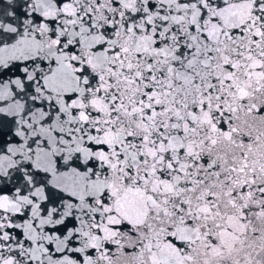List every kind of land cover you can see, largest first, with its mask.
Instances as JSON below:
<instances>
[{
    "label": "snow or ice",
    "instance_id": "1",
    "mask_svg": "<svg viewBox=\"0 0 264 264\" xmlns=\"http://www.w3.org/2000/svg\"><path fill=\"white\" fill-rule=\"evenodd\" d=\"M0 264H264V0H0Z\"/></svg>",
    "mask_w": 264,
    "mask_h": 264
}]
</instances>
